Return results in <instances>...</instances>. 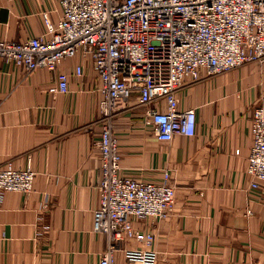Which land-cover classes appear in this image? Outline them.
Instances as JSON below:
<instances>
[{
	"label": "crops",
	"instance_id": "obj_1",
	"mask_svg": "<svg viewBox=\"0 0 264 264\" xmlns=\"http://www.w3.org/2000/svg\"><path fill=\"white\" fill-rule=\"evenodd\" d=\"M44 15L56 24L59 0H0V41L45 34ZM58 72L68 75L66 93L53 89ZM98 86L91 60L81 53L55 71L25 74L0 63V167L29 164L35 172L30 193L0 198V264L99 263L106 237L91 228L99 202ZM137 96L112 121L119 175L158 184L169 170L175 198L165 219L131 218L154 238L149 247L119 244L114 263L139 264L125 256V249L139 248L154 251L156 264H264V183L251 187L246 171L253 111L264 106V61L177 91L178 108L195 110L192 136L157 140L142 124L145 107Z\"/></svg>",
	"mask_w": 264,
	"mask_h": 264
},
{
	"label": "built area",
	"instance_id": "obj_2",
	"mask_svg": "<svg viewBox=\"0 0 264 264\" xmlns=\"http://www.w3.org/2000/svg\"><path fill=\"white\" fill-rule=\"evenodd\" d=\"M56 24L44 15L46 32L21 41H0V63L27 74L55 71L81 53L97 75L98 114L102 123L96 146L100 157L99 202L92 212L93 232L104 234L106 250L98 264H115L118 245L134 240L149 247L154 235L135 228L131 218L165 219L175 189L169 170L158 184L119 175L120 151L113 118L137 93L141 118L159 141L192 136L195 110L178 108L177 91L186 83L264 61V0H59ZM81 65L75 75L81 76ZM54 91L68 92V75L56 74ZM164 103L163 110L156 108ZM246 171L250 186L264 183V106L253 111ZM35 172L28 164L0 167V198L5 192L28 194ZM128 263L156 264L149 249H125Z\"/></svg>",
	"mask_w": 264,
	"mask_h": 264
}]
</instances>
